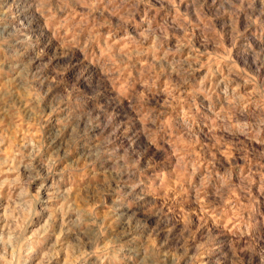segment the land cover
Returning <instances> with one entry per match:
<instances>
[{"label": "rangeland", "instance_id": "374dc122", "mask_svg": "<svg viewBox=\"0 0 264 264\" xmlns=\"http://www.w3.org/2000/svg\"><path fill=\"white\" fill-rule=\"evenodd\" d=\"M128 9L132 30L152 24L154 36L146 42L135 46L120 42V29L114 39L112 31L92 27L94 17L77 15L78 8L69 19L58 15L45 27L48 47L99 69L122 105L133 113L143 110V118L138 116L141 124L153 114L162 116L168 126L169 149L176 147L177 123L196 132L193 145L179 144L190 153L181 152L184 171L176 163L170 167L157 163L149 167L152 175L144 184L146 199L155 203L146 204L142 214L152 215L159 207L171 218L174 228L169 231L175 232V239L170 251L180 257L179 264L185 260L188 264H254L253 257L261 259L257 250H264V67L257 75L240 57L247 56L252 68L264 65V0H175L174 4L144 0ZM16 22L15 8L0 16V38L4 39L0 87L9 94V103L16 105L8 113L4 111L7 104L0 101V118L20 129L15 144L7 139L0 146V227L18 218L23 223L32 236L27 264H109L100 259L103 247L112 257L111 264H120L116 246L104 239L108 232L122 231L119 220L102 199L94 203L86 199V189L110 188L111 182L105 171L90 167L86 160L79 161L81 191L75 198L78 205L85 199L87 213L103 221L107 232L86 238L83 229L88 218L79 213H69L74 223L65 227L66 221L54 215L50 198L47 209L37 205L38 214L29 213L24 188L34 195V186L27 183L23 165L17 168L20 157L15 152L23 137L43 138L47 129L35 123L17 87L20 68L30 71L24 55L33 42L10 36ZM145 89L137 104L132 93ZM154 147L163 151L158 143ZM178 159L173 151L171 161ZM134 206L128 203L129 208ZM48 216H53L50 223L45 222ZM135 241L149 254L159 246V238L151 234Z\"/></svg>", "mask_w": 264, "mask_h": 264}, {"label": "clouds", "instance_id": "9594fccd", "mask_svg": "<svg viewBox=\"0 0 264 264\" xmlns=\"http://www.w3.org/2000/svg\"><path fill=\"white\" fill-rule=\"evenodd\" d=\"M142 2L144 0H0V16L16 9L17 22L10 36L16 35L33 42L31 50L24 55L30 71L20 68L16 83L22 98L29 105V111L34 113L35 123L47 129L43 138L23 137L15 155L20 157L17 168L23 165L27 183L34 186V195L28 193L27 187L24 188L30 214H38L37 205L41 210L47 209L50 198L55 205L54 215L59 214L66 221L65 227L74 223L69 219V213H79L88 218V224L83 229L88 234L86 238L102 236L107 232L103 221L87 213L85 199L82 198L78 205L75 198L81 191L77 183L79 161L86 160L90 167L105 171L111 182L110 188L86 189V199L93 203L102 199L111 206L119 220L122 231L108 232L104 239L116 246L117 254L121 257L120 264H149V261L150 264H179L180 257H173L170 251L171 242L175 239V232L169 231L174 228L171 218L159 207L152 215L142 214L146 204L155 203L146 199L144 184L146 177L152 175L149 167L157 163L161 167L176 163L179 170L184 171L186 165L181 152L184 155L190 153L179 148V144L193 145L196 132L190 126L185 129L177 123L173 136L176 147L169 149L165 143L168 126L163 124L162 116L153 114L151 120L141 124L142 109L133 113L128 105H122L99 69L82 62L78 56L62 57L54 47H48L50 37L45 31V27L52 24L58 15L69 19L79 8L81 11L77 15L81 18H95L96 23L92 27L112 31L114 39L118 28L120 42L135 46L154 36L151 23L141 30L130 28L132 13L128 5ZM169 3L174 4L175 0H169ZM105 9L109 10L108 13ZM16 43L18 45L19 41ZM3 44L4 39L0 38V47ZM18 51L25 52L23 48ZM41 53L43 55H39ZM136 54L141 55L139 52ZM240 60L257 75L258 69L264 67L257 65L252 68L247 56L241 55ZM3 72L4 68L0 65V79H3ZM146 91L132 93L137 104L142 102L137 97L143 96ZM0 101L7 104L5 112L11 113L16 108L14 102L9 103V94L3 87H0ZM16 111L19 112V109ZM19 135V126L11 128L0 118V146L7 139L15 144ZM154 142L163 151H157ZM173 151L179 157L174 162L171 161ZM166 153L168 164L164 163ZM69 176L71 183H68ZM45 194H50V197ZM129 202L135 206L129 208ZM52 220L53 216H48L45 222ZM149 234L154 239L159 238V246L153 248L150 254L144 252L135 241L136 237ZM31 249L32 236L26 232L19 218L16 223L0 227V264H27ZM257 251L261 259L253 257L254 264H264V250ZM165 253L168 255L165 256ZM100 259L108 260L111 264L112 257L106 247L101 249ZM185 264L188 261L185 260Z\"/></svg>", "mask_w": 264, "mask_h": 264}]
</instances>
